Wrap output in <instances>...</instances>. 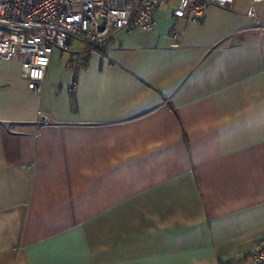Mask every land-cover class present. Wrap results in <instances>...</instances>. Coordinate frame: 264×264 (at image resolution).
Wrapping results in <instances>:
<instances>
[{
  "label": "crops",
  "instance_id": "0c3cea01",
  "mask_svg": "<svg viewBox=\"0 0 264 264\" xmlns=\"http://www.w3.org/2000/svg\"><path fill=\"white\" fill-rule=\"evenodd\" d=\"M175 4L79 65L54 50L36 91L20 59H0V264H251L264 34L249 0L207 5L199 22ZM254 9L264 25V0Z\"/></svg>",
  "mask_w": 264,
  "mask_h": 264
},
{
  "label": "built area",
  "instance_id": "2783aa9c",
  "mask_svg": "<svg viewBox=\"0 0 264 264\" xmlns=\"http://www.w3.org/2000/svg\"><path fill=\"white\" fill-rule=\"evenodd\" d=\"M172 0H0V59H20L21 76L27 88L37 90L54 50H63L68 59L79 65L92 50H105L114 44L120 30H153L156 11ZM171 14L190 22H199L207 5L227 7L232 0H175ZM249 0L246 15L253 27L264 34V25ZM171 46L177 47L182 32L171 30ZM79 40L83 49H72ZM43 59L44 64L39 61ZM33 72H39L33 76ZM38 123L49 122L40 109ZM251 264H264V237L250 250Z\"/></svg>",
  "mask_w": 264,
  "mask_h": 264
},
{
  "label": "snow or ice",
  "instance_id": "6c2138e0",
  "mask_svg": "<svg viewBox=\"0 0 264 264\" xmlns=\"http://www.w3.org/2000/svg\"><path fill=\"white\" fill-rule=\"evenodd\" d=\"M39 63H40V64H44L45 61H44L43 59H41V60L39 61ZM38 75H39V72H33V76H38Z\"/></svg>",
  "mask_w": 264,
  "mask_h": 264
},
{
  "label": "trees",
  "instance_id": "16d2710c",
  "mask_svg": "<svg viewBox=\"0 0 264 264\" xmlns=\"http://www.w3.org/2000/svg\"><path fill=\"white\" fill-rule=\"evenodd\" d=\"M250 256V255H249ZM242 262H243V260H242ZM241 262V263H242ZM226 263H232V262H222V263H220V264H226Z\"/></svg>",
  "mask_w": 264,
  "mask_h": 264
},
{
  "label": "rangeland",
  "instance_id": "374dc122",
  "mask_svg": "<svg viewBox=\"0 0 264 264\" xmlns=\"http://www.w3.org/2000/svg\"><path fill=\"white\" fill-rule=\"evenodd\" d=\"M38 89H39V88H38ZM38 89H37V90H38ZM35 91H36V90H35ZM38 110H39V109H38Z\"/></svg>",
  "mask_w": 264,
  "mask_h": 264
}]
</instances>
